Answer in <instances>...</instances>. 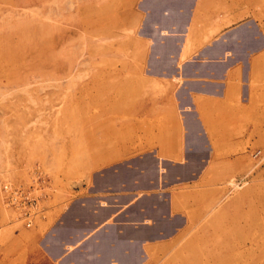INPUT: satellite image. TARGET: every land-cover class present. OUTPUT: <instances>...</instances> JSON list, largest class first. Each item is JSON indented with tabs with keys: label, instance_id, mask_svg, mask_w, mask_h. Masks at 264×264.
<instances>
[{
	"label": "rangeland",
	"instance_id": "rangeland-1",
	"mask_svg": "<svg viewBox=\"0 0 264 264\" xmlns=\"http://www.w3.org/2000/svg\"><path fill=\"white\" fill-rule=\"evenodd\" d=\"M235 1L236 12L245 10ZM255 1L254 13L231 27H256L253 16L264 10V0ZM140 2L0 0V240L18 230L45 231L73 204L88 197L102 202L95 198L100 193L108 206L120 208L116 223L123 238L142 222L130 218L138 181L124 162L132 155L131 111L140 94L136 84L116 80L147 57V42L138 35ZM251 74L252 90H264V64ZM244 99L241 93L239 102ZM251 116L252 123L259 117ZM260 117L264 121V108ZM236 136L239 142L218 148L219 176L204 179L169 212L186 217L184 226L167 235V228H158L153 247L143 243L140 254H101L102 264H114L115 257L119 264H264V131ZM229 157L233 165L223 162ZM116 172L123 188L100 191L98 176H110L113 185L121 179ZM145 181L141 177L138 185ZM157 181L154 191L166 194L182 187L161 176L150 179ZM4 183L22 188L31 201L5 192ZM146 215L159 221L149 208ZM122 246L126 253L132 248Z\"/></svg>",
	"mask_w": 264,
	"mask_h": 264
},
{
	"label": "crops",
	"instance_id": "crops-1",
	"mask_svg": "<svg viewBox=\"0 0 264 264\" xmlns=\"http://www.w3.org/2000/svg\"><path fill=\"white\" fill-rule=\"evenodd\" d=\"M240 1L246 4L241 12H236L235 0L140 2L138 35L147 42V57L131 75L116 80L125 78L136 84L140 94L131 111L132 155L124 162L131 164L125 168L132 172V181L147 180L146 186L136 182L137 192L131 198L130 218L142 222L132 224L131 234L123 238L122 226L116 223L120 208L108 206L99 192L95 198L102 202L96 204L88 197L73 204L45 231L18 230L2 238L0 264H102L101 254H140L143 243L147 250L153 247L158 228H167V235L174 226L186 224V217L172 218L169 212L178 209L182 196L194 193L204 179L219 176L218 148L245 138L236 132L264 131L260 117L264 90L253 91L251 81L252 69L264 64V10L254 14L255 28L248 23L231 27L235 19L254 11L251 0ZM252 41H257L253 49L249 47ZM241 93L245 102H239ZM252 113L259 115L253 123ZM242 117L243 122L239 121ZM223 162L233 165L235 157ZM160 176L169 180L168 185L181 182L182 187L168 194L154 191L158 181L154 185L150 179ZM98 177L100 191L110 190L109 186L115 191L123 188L120 176L113 185L110 176ZM148 208L152 220L159 221L151 222V215L144 217ZM111 218L115 223L108 222ZM91 220L97 224L91 225ZM123 242L132 245L128 253ZM117 260L112 262L119 264Z\"/></svg>",
	"mask_w": 264,
	"mask_h": 264
},
{
	"label": "built area",
	"instance_id": "built-area-1",
	"mask_svg": "<svg viewBox=\"0 0 264 264\" xmlns=\"http://www.w3.org/2000/svg\"><path fill=\"white\" fill-rule=\"evenodd\" d=\"M2 189L7 192V193H10V194H15L16 196H24L25 197V200H29V197L28 195L22 190V188H11L10 184L8 183H4L2 185ZM31 201V200H29Z\"/></svg>",
	"mask_w": 264,
	"mask_h": 264
}]
</instances>
